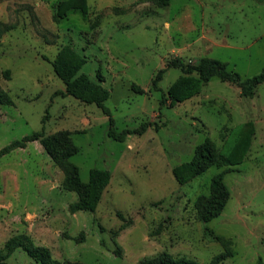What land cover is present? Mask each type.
I'll use <instances>...</instances> for the list:
<instances>
[{
	"label": "rangeland",
	"instance_id": "obj_1",
	"mask_svg": "<svg viewBox=\"0 0 264 264\" xmlns=\"http://www.w3.org/2000/svg\"><path fill=\"white\" fill-rule=\"evenodd\" d=\"M63 0H0V150L44 127L46 136L69 131L72 157L84 183L92 169L111 180L96 211L72 214L74 192L64 171L32 142L0 159V250L28 235L54 259L69 264H141L163 252L200 264L225 251L221 264H264V82L252 97L212 78L202 92L173 107L162 96L181 69L213 58L242 79L264 68V0H88L89 12L56 19ZM69 45L86 58L81 73L110 92L105 107L115 130L152 124L123 141L109 137V117L95 104L63 95L53 61ZM46 121L43 124V119ZM247 122L255 134L242 164L213 166L185 185L172 169L212 142L218 150L230 131ZM223 173L229 191L221 214L203 223L195 204ZM3 264H36L22 250Z\"/></svg>",
	"mask_w": 264,
	"mask_h": 264
},
{
	"label": "trees",
	"instance_id": "obj_2",
	"mask_svg": "<svg viewBox=\"0 0 264 264\" xmlns=\"http://www.w3.org/2000/svg\"><path fill=\"white\" fill-rule=\"evenodd\" d=\"M69 11H80L86 15L89 12L88 0H63L59 3L55 14L56 19L65 17ZM86 63V58L74 50L71 46L65 45L58 52L52 65L56 75L65 85L63 95L72 96L86 104H95L105 115L109 117V137L123 141L128 135H142L152 126L144 122L134 130L125 129L121 132L115 130L114 120L110 110L105 107L110 92L100 83L91 78L81 69ZM168 68L181 69L183 75L169 87L167 94L163 95L161 106L169 103L173 107L199 95L204 85L212 78H219L223 82L235 84L241 90V95L252 97L255 89L264 82V68L262 71L250 78L242 79L234 70L229 69L227 63L213 58H203L196 64H188L183 59L168 61L166 67L160 70L153 81V88L158 90V83ZM0 104L11 105L10 96L0 91ZM46 117L43 119V124ZM255 134V126L247 122L233 128L220 150L212 142H205L200 145L193 159L182 163L172 169L175 180L180 185H185L193 179L203 175L210 167L226 166L234 167L242 164L250 151L252 139ZM40 142L51 160L57 164L65 173L62 184L64 190L74 192L78 199L69 205L72 214L78 212H94L101 201L102 195L111 180V174L107 170L92 169L89 181L84 183L79 174L78 168L71 159L79 152L71 139L69 131H60L53 135L46 136L44 127L41 131L34 132L16 140L0 150V159L17 149H24L29 143ZM229 198V191L224 183V174L220 173L213 177L211 191L208 196L200 197L196 204L197 219L203 223H209L217 218L223 211ZM225 251L211 260V264H221L233 253L229 250V242L223 241ZM16 250H22L36 264H69L53 258L51 251L45 246L36 245L33 240L25 234L17 235L9 239L4 248L0 250V264L6 262ZM77 264V263H76ZM80 264V263H79ZM141 264H200L195 260L182 256H173L163 252L158 256L144 260Z\"/></svg>",
	"mask_w": 264,
	"mask_h": 264
}]
</instances>
